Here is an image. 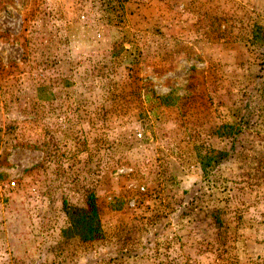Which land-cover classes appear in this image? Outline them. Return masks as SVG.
<instances>
[{"label": "rangeland", "instance_id": "374dc122", "mask_svg": "<svg viewBox=\"0 0 264 264\" xmlns=\"http://www.w3.org/2000/svg\"><path fill=\"white\" fill-rule=\"evenodd\" d=\"M0 264H264V0H0Z\"/></svg>", "mask_w": 264, "mask_h": 264}, {"label": "trees", "instance_id": "16d2710c", "mask_svg": "<svg viewBox=\"0 0 264 264\" xmlns=\"http://www.w3.org/2000/svg\"><path fill=\"white\" fill-rule=\"evenodd\" d=\"M71 231L82 240H91L96 238L101 230L100 221L94 201L91 194L87 200V207L84 209H70Z\"/></svg>", "mask_w": 264, "mask_h": 264}]
</instances>
